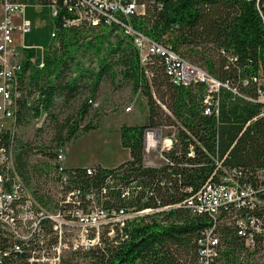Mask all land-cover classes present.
<instances>
[{
    "label": "trees",
    "instance_id": "16d2710c",
    "mask_svg": "<svg viewBox=\"0 0 264 264\" xmlns=\"http://www.w3.org/2000/svg\"><path fill=\"white\" fill-rule=\"evenodd\" d=\"M19 1L27 6H51L63 0ZM147 1V13L132 17L130 22L151 41L172 47L186 60L205 67L223 84L218 117L204 115L201 106L204 86H176L160 64L149 68L153 73L150 86L132 43L111 42L115 29H67L57 19L56 37L49 46L45 67L40 69L31 63L34 51L27 53L23 65L17 111L19 127L43 115L55 117L59 100L69 104L79 97L86 72L76 61V55L85 47L93 49L97 56L104 55L90 87L93 94L112 69L110 60L118 57L114 65L122 67L121 79L130 83L133 94H142L147 99L149 123L173 121L165 116L164 105L184 128L180 130V143L165 154L169 163L146 167L143 147L147 126H121V145L130 154V159L118 166L126 168L121 179L126 183L138 181L142 187L131 205L140 211L174 208L129 224L125 229L128 238L120 240L118 245H107L91 264H200L198 242L213 222L176 205H181L212 177L215 182L219 180L223 172L217 170L216 160H225V167L239 168L251 179L264 168V104L250 102L244 95L226 89V84H239L242 78L256 75L260 61L264 60V26L260 14L264 11V0ZM226 50L236 54L238 61L226 64ZM90 107L88 100L78 112V119L69 118L64 124L56 125L54 140L59 146L77 138ZM83 129L86 134L95 130L90 124ZM191 145H195L194 158L189 153ZM31 154L30 146L16 148L15 160L22 173ZM97 167L100 171L96 176L85 177L87 185H102L114 173L113 169ZM114 203L116 207L126 206L120 196H116ZM217 229L221 241L218 256L211 264H264V256L256 258L225 224H218ZM116 239H120L119 235Z\"/></svg>",
    "mask_w": 264,
    "mask_h": 264
},
{
    "label": "built area",
    "instance_id": "2783aa9c",
    "mask_svg": "<svg viewBox=\"0 0 264 264\" xmlns=\"http://www.w3.org/2000/svg\"><path fill=\"white\" fill-rule=\"evenodd\" d=\"M27 7L19 0L0 3V264H91L107 245H118L128 238L125 229L129 224L140 223L141 219L147 220L174 206L141 211L133 207L131 204L142 187L138 181H123L126 168L118 166H101L113 169L114 173L102 185H87L85 177L96 176L100 170L97 166H68L64 146L53 156L41 154L43 157L35 162L30 156L26 171L21 172L15 160V134L23 65L27 53L34 51L31 63L43 69L50 46L47 54L39 56V47L18 45L17 34L25 37L32 32ZM51 7L54 20H60L63 28L115 29L112 35L121 38L112 43L129 40L150 86L153 73L149 68L155 64L163 66L176 86H204L201 100L204 115L219 116L223 84L205 67L186 60L170 46L151 41L130 22L132 17L147 13V0H63ZM260 14L264 26V11ZM55 37L56 30L51 40ZM95 57L102 59L104 55ZM237 61V55L226 50V64ZM258 68L256 75L242 78L239 84H226V89L244 95L250 102L264 104V60ZM89 104L93 105L92 99ZM162 108L165 116L175 122L166 119L159 125H146L143 147L146 167H161L154 165L159 159L164 161L163 165L168 164L165 154L180 143V130L184 129L164 105ZM126 110L130 112L132 106ZM189 153L195 157V145L190 146ZM147 158L149 165L145 163ZM224 161H215L217 170L223 172L217 182L212 177L181 205H176L213 222L198 242L200 264H211L218 256L221 241L218 224L233 231L256 258L264 256V168L251 179L239 168L225 167ZM116 196L126 201L125 207H116ZM118 235L120 239H116Z\"/></svg>",
    "mask_w": 264,
    "mask_h": 264
},
{
    "label": "rangeland",
    "instance_id": "374dc122",
    "mask_svg": "<svg viewBox=\"0 0 264 264\" xmlns=\"http://www.w3.org/2000/svg\"><path fill=\"white\" fill-rule=\"evenodd\" d=\"M25 11L27 18L32 22V32L23 38L19 34L17 36L23 39V44L27 42L29 45L39 47L37 49L39 56L47 54L46 49L53 42L51 34L55 30L52 7L28 6ZM120 38L118 34H113L111 42H116ZM95 56L97 55L93 49L86 50L85 47L76 55V61L80 62L81 69L86 72V78L82 82L84 89L77 99L69 104H63L59 100L55 117L43 115L39 122L34 120L27 126L17 127L15 148L21 145L30 146L33 162L40 160L43 157L41 154H54L60 149L61 146L54 140L56 125L64 124L69 118H72V121L78 119V112L89 99L93 100V105H90V114L84 119L77 137L85 135L77 140L74 138L64 145L66 153L72 158L80 157L83 165L101 163L110 168L119 166L118 164L130 157L128 150L121 145V126L149 125L147 99L142 94H133L130 83L121 79L120 67L114 65L118 57L110 60L109 63L113 64L112 69L102 78L96 94L91 92L94 74L100 71L101 58ZM131 106L132 110L128 112L126 109ZM88 124L95 130L86 134L83 128ZM66 132L64 131V137L67 136ZM145 163L150 164L148 158L145 159ZM163 163L164 161L159 159L154 165L161 166Z\"/></svg>",
    "mask_w": 264,
    "mask_h": 264
},
{
    "label": "crops",
    "instance_id": "0c3cea01",
    "mask_svg": "<svg viewBox=\"0 0 264 264\" xmlns=\"http://www.w3.org/2000/svg\"><path fill=\"white\" fill-rule=\"evenodd\" d=\"M23 38V37H22ZM21 37L19 36L18 37V45L19 46H21L22 44H23V39H21ZM26 44H28L27 42H26ZM87 134H89V133H87ZM83 135H85V134H83ZM83 135H80L79 137H77L76 138V140L78 139V138H80V137H82ZM129 152V151H128ZM130 155V154H129ZM129 159H130V157H129ZM128 159V160H129ZM128 160H126V161H128ZM126 161H124V162H126ZM124 162H122V163H124ZM67 163H68V166H70V167H89V166H102V167H105V168H110V167H106V166H104L103 164H101V163H94V164H91V165H83V162H81V160H80V157H78V156H76L75 158H72V157H70L68 154H67ZM122 163H120V164H122ZM120 164H118V165H120Z\"/></svg>",
    "mask_w": 264,
    "mask_h": 264
},
{
    "label": "water",
    "instance_id": "95a60500",
    "mask_svg": "<svg viewBox=\"0 0 264 264\" xmlns=\"http://www.w3.org/2000/svg\"><path fill=\"white\" fill-rule=\"evenodd\" d=\"M246 1L252 2V1H254V0H246Z\"/></svg>",
    "mask_w": 264,
    "mask_h": 264
}]
</instances>
